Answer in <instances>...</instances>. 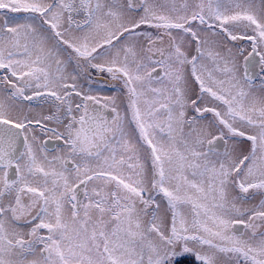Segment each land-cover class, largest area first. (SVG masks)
<instances>
[{
  "label": "snow or ice",
  "instance_id": "snow-or-ice-1",
  "mask_svg": "<svg viewBox=\"0 0 264 264\" xmlns=\"http://www.w3.org/2000/svg\"><path fill=\"white\" fill-rule=\"evenodd\" d=\"M0 264H264V0H0Z\"/></svg>",
  "mask_w": 264,
  "mask_h": 264
}]
</instances>
